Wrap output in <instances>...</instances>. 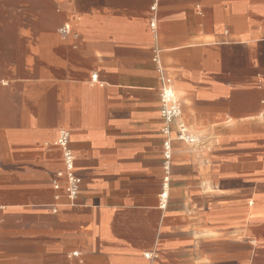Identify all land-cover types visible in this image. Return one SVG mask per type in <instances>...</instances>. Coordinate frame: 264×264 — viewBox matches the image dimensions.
I'll use <instances>...</instances> for the list:
<instances>
[{
  "label": "crops",
  "instance_id": "crops-1",
  "mask_svg": "<svg viewBox=\"0 0 264 264\" xmlns=\"http://www.w3.org/2000/svg\"><path fill=\"white\" fill-rule=\"evenodd\" d=\"M0 264H264V0H0Z\"/></svg>",
  "mask_w": 264,
  "mask_h": 264
},
{
  "label": "built area",
  "instance_id": "built-area-1",
  "mask_svg": "<svg viewBox=\"0 0 264 264\" xmlns=\"http://www.w3.org/2000/svg\"><path fill=\"white\" fill-rule=\"evenodd\" d=\"M161 102H162L161 115L164 122L168 125L171 124L174 120H178L181 113L180 106L176 101L173 92L168 87H165L162 90ZM164 134H167V129H164ZM178 138L179 140L184 141L189 145H195V143L197 142L196 138L188 133L186 127L182 123L178 124ZM57 145L62 148L64 155V164H65L66 181H67L66 191L69 198L73 199L75 197L77 191V185L79 181L73 173L74 158L71 150L68 148L67 134L62 133L60 135V138L57 140ZM163 147H164V162H165L164 168L167 169V162L170 158V149H171L170 141L166 140L163 144ZM165 188L166 185H164V192L162 193L163 199H165L166 197Z\"/></svg>",
  "mask_w": 264,
  "mask_h": 264
}]
</instances>
